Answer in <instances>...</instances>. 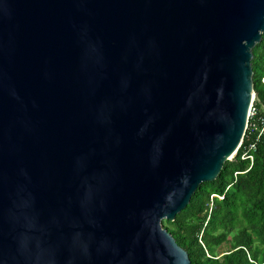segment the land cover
<instances>
[{"label":"water","instance_id":"95a60500","mask_svg":"<svg viewBox=\"0 0 264 264\" xmlns=\"http://www.w3.org/2000/svg\"><path fill=\"white\" fill-rule=\"evenodd\" d=\"M264 0H0V264H192L163 226L241 146Z\"/></svg>","mask_w":264,"mask_h":264},{"label":"trees","instance_id":"16d2710c","mask_svg":"<svg viewBox=\"0 0 264 264\" xmlns=\"http://www.w3.org/2000/svg\"><path fill=\"white\" fill-rule=\"evenodd\" d=\"M252 68L255 105L264 117V32L253 48ZM262 127V123L253 131L248 127L236 155L224 163L219 176L203 182L173 221H163L192 264H264ZM250 142H255L249 151L252 161L241 157ZM229 236L230 248L218 253Z\"/></svg>","mask_w":264,"mask_h":264},{"label":"built area","instance_id":"2783aa9c","mask_svg":"<svg viewBox=\"0 0 264 264\" xmlns=\"http://www.w3.org/2000/svg\"><path fill=\"white\" fill-rule=\"evenodd\" d=\"M264 81V78L262 79ZM262 123L263 127L260 132L264 129V117L259 115V110L255 105V100H253L250 109H249V115H248V124L247 128L249 127L250 131H253L257 129L258 124ZM260 134V133H259ZM259 136V135H258ZM255 148V142H250L249 145L244 149L242 153V158H249L251 161L253 159L252 154H250V150Z\"/></svg>","mask_w":264,"mask_h":264},{"label":"rangeland","instance_id":"374dc122","mask_svg":"<svg viewBox=\"0 0 264 264\" xmlns=\"http://www.w3.org/2000/svg\"><path fill=\"white\" fill-rule=\"evenodd\" d=\"M230 248V236H229V239L224 242L218 249H217V252L218 253H223L225 251H227L228 249Z\"/></svg>","mask_w":264,"mask_h":264}]
</instances>
